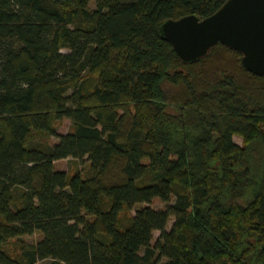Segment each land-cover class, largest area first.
I'll return each mask as SVG.
<instances>
[{
  "label": "trees",
  "instance_id": "1",
  "mask_svg": "<svg viewBox=\"0 0 264 264\" xmlns=\"http://www.w3.org/2000/svg\"><path fill=\"white\" fill-rule=\"evenodd\" d=\"M225 2L0 0V264H264V75L222 43L185 63L160 31Z\"/></svg>",
  "mask_w": 264,
  "mask_h": 264
},
{
  "label": "water",
  "instance_id": "2",
  "mask_svg": "<svg viewBox=\"0 0 264 264\" xmlns=\"http://www.w3.org/2000/svg\"><path fill=\"white\" fill-rule=\"evenodd\" d=\"M160 31L185 63L199 61L222 43L242 54L245 69L264 75V0H226L204 19L188 15L168 20Z\"/></svg>",
  "mask_w": 264,
  "mask_h": 264
},
{
  "label": "rangeland",
  "instance_id": "3",
  "mask_svg": "<svg viewBox=\"0 0 264 264\" xmlns=\"http://www.w3.org/2000/svg\"><path fill=\"white\" fill-rule=\"evenodd\" d=\"M90 9H96V3L92 1L89 5ZM62 52L67 53V50H63ZM54 128L58 134H67L68 132L72 131V122L68 119H62L59 121L54 122ZM58 142V139L55 136H48V135H41L34 139L32 145L33 146H41V147H47V146H53ZM234 142L237 143L240 146H243L244 140L241 136H234ZM55 168L58 171H65L68 173V175L73 176L76 173L82 174L84 177H88L91 174L90 171V164L87 160H84L82 162H79L74 159H65L61 161H57L55 163ZM16 196L19 194L18 191L15 192ZM18 205V203H17ZM150 206L151 208L155 210H164L167 207V204L163 203L162 201L156 199L151 204L146 205H138L134 210H126L123 214V217H132L135 212L142 207ZM173 224V219L170 220L168 229L171 228ZM160 236L159 232L154 233V240L152 242V245H155L158 238ZM41 238L40 234H35L32 236H23L21 238L10 240L8 243L5 244L4 248L10 252L11 255L16 256L20 253L21 249L23 247H27L29 245L36 244ZM41 264H52V260H45L41 262Z\"/></svg>",
  "mask_w": 264,
  "mask_h": 264
}]
</instances>
